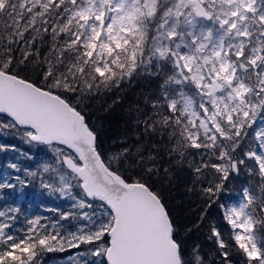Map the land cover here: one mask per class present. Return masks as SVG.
<instances>
[{
  "label": "snow or ice",
  "instance_id": "1",
  "mask_svg": "<svg viewBox=\"0 0 264 264\" xmlns=\"http://www.w3.org/2000/svg\"><path fill=\"white\" fill-rule=\"evenodd\" d=\"M41 31L43 52L25 38ZM134 77L155 88L135 139L110 152L87 109ZM0 129L50 153L35 171L0 173L16 205L0 210V264L69 249V264H216L170 211L163 186L177 169L200 185L204 212L219 209L220 264L232 248L264 264V0H0ZM242 171L246 186H233ZM45 197L71 210L16 227L17 200Z\"/></svg>",
  "mask_w": 264,
  "mask_h": 264
},
{
  "label": "trees",
  "instance_id": "2",
  "mask_svg": "<svg viewBox=\"0 0 264 264\" xmlns=\"http://www.w3.org/2000/svg\"><path fill=\"white\" fill-rule=\"evenodd\" d=\"M32 35L36 36L34 48L43 52L51 46L50 33H43L42 31L40 33H26V40L30 39ZM41 36L44 37L43 41H41ZM13 47L23 48L28 47V45L25 41H20L18 45H13ZM154 88L155 83L150 84L142 77H134L131 82L125 81L119 88L102 93L90 101V107L87 109L90 123L100 130L104 146L110 152L120 151L122 142L131 143L135 139L136 120L139 115L136 108L146 110L145 97ZM142 130L141 126L140 131ZM0 144L15 146V150L12 147L6 151L0 150V173L7 172L12 176L23 175V171L17 173L15 169L7 167L10 163L17 164L21 170L24 168L32 169L41 159L50 156V153L46 155L39 148L25 143L24 139L19 134L14 133L13 130L0 129ZM29 156L32 159H29ZM247 180L246 173L242 171L237 180L233 181V186L237 184L246 186ZM10 182H14V180ZM199 187V184H193L190 171L177 169L171 182L165 180L163 192L168 200L170 211L180 225L181 235L186 240L188 247L191 248L199 244L209 262L215 261L216 264H220V257L215 254L217 246L212 239H209V236L211 235V226L215 225L219 228L223 225V221L219 217V209L215 206L208 209L207 212L203 211L204 206L198 194ZM13 191V189L8 188L0 189V210L16 206L12 203ZM41 199L45 201L43 204H41ZM17 204L21 208V213L17 214L16 227L18 228L27 227L26 216L42 215L52 219L59 216L58 212L49 211V209L58 208L55 204V198H37L30 203L17 200ZM200 217L203 219L201 220ZM224 238L225 240L228 239L227 232H225ZM69 250L63 253H48L45 261L62 256ZM229 259L233 261V264H243L245 257L235 248H232Z\"/></svg>",
  "mask_w": 264,
  "mask_h": 264
},
{
  "label": "rangeland",
  "instance_id": "3",
  "mask_svg": "<svg viewBox=\"0 0 264 264\" xmlns=\"http://www.w3.org/2000/svg\"><path fill=\"white\" fill-rule=\"evenodd\" d=\"M49 157L50 156L41 159L39 161V163L41 161L45 160V159H48ZM37 164L38 163L35 164L34 168H32V169L30 168L29 170L35 171L36 168H37ZM69 203L70 202L66 201L65 199H56L55 198V204H56V206L58 207V209L60 211H69V210H71L69 208ZM84 247H86V246H82V249ZM77 251H78L77 249H70L69 252L64 253L62 256L55 257V258H52V259H49V260L45 261V264H69V261H68L69 255H74Z\"/></svg>",
  "mask_w": 264,
  "mask_h": 264
}]
</instances>
